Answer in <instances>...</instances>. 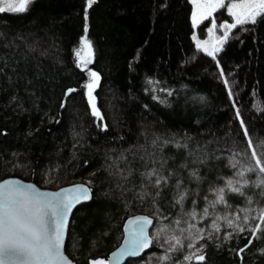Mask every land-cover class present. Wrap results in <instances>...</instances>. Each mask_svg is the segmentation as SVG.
Returning <instances> with one entry per match:
<instances>
[{
  "label": "trees",
  "instance_id": "16d2710c",
  "mask_svg": "<svg viewBox=\"0 0 264 264\" xmlns=\"http://www.w3.org/2000/svg\"><path fill=\"white\" fill-rule=\"evenodd\" d=\"M86 2L34 0L26 13H0V180L89 186L67 228L75 264L106 261L136 213L154 220L151 248L124 264H264V234L252 235L264 229V173L246 171L255 166L248 140L264 152V19L232 29L213 57L193 43L189 0ZM213 18L229 19L226 7ZM85 26L102 119L75 55ZM171 236L183 247L167 251ZM201 245L205 261L184 260Z\"/></svg>",
  "mask_w": 264,
  "mask_h": 264
},
{
  "label": "snow or ice",
  "instance_id": "6c2138e0",
  "mask_svg": "<svg viewBox=\"0 0 264 264\" xmlns=\"http://www.w3.org/2000/svg\"><path fill=\"white\" fill-rule=\"evenodd\" d=\"M34 0H0V13H26L30 10V5ZM96 3V0H87V6L90 8ZM196 5V9L192 13L193 24H198L202 20L213 16L218 9L227 8L228 14L234 18L233 23L225 22L220 27L225 28L223 38L219 41L223 44L227 39L229 31L236 28L238 25L255 24L258 20L264 19V0H231L226 5L225 0H192ZM87 19V13L85 15ZM216 27L213 20V26L209 29L211 32ZM87 26H85L84 35L81 37V48L77 49L75 55L78 63L86 65L91 62V57L94 56L93 42L88 39ZM197 48H204V51L209 56L215 57V54L221 49L213 47L209 51L203 44L197 41ZM84 52V55L81 53ZM92 81L86 85L88 89L89 101L92 105L93 114L100 116L96 109L94 97L92 92L98 83L99 76L96 72H91ZM68 93L74 92L75 89H68ZM237 115L239 112L237 111ZM243 124V121H241ZM106 127V126H105ZM245 135H248L245 128ZM264 144V142H262ZM248 145L252 149L251 155L255 161V166L247 168L246 171L256 173H264V152H258L257 147L253 146L251 139L248 140ZM235 167V165H233ZM149 176L155 175V172L148 173ZM239 175L243 176L241 172ZM160 179L155 183L160 184ZM245 184L248 181L244 182ZM257 186H264V179L259 180ZM228 189L234 193H242L240 187L233 186L231 180L227 184ZM66 193L71 195H65ZM90 189L83 185H76L71 189H61L59 192H37L31 186L23 185L17 181L5 180L0 182V264H71L68 258L62 252V242L64 229L67 223V216L71 212L75 203L81 200L90 199ZM183 196H181V200ZM218 203H225L224 189L217 190ZM246 211V210H242ZM204 214H208V210L204 209ZM192 215H195L193 213ZM240 217L237 216V219ZM249 217L244 216V221L247 222ZM259 219L264 223V209L261 210ZM152 220L148 217H136L129 221V234L131 239L129 241L134 251L147 248L152 243L145 233L144 226L150 225ZM179 223V221H177ZM233 221L229 220V226H233ZM136 225V227H131ZM213 228L219 231V226L213 222ZM195 227L194 225H190ZM238 232H244L245 229L236 225ZM258 233L264 234V229L258 224L253 230L252 235L257 239L261 238ZM159 235V233L157 234ZM231 233L225 237H231ZM197 239H203L202 236ZM169 240L174 241L167 251L179 250L177 246L183 247L182 241L177 236L169 237ZM252 241L250 240L249 243ZM189 248L195 247L194 244L189 243ZM248 247L245 245V248ZM203 245L197 248L196 251L184 257L185 261L193 259L203 262L206 259L204 254H201ZM244 249H240L243 252ZM170 257L165 254L161 257L162 261L169 260ZM90 264H105L103 259H96Z\"/></svg>",
  "mask_w": 264,
  "mask_h": 264
},
{
  "label": "water",
  "instance_id": "95a60500",
  "mask_svg": "<svg viewBox=\"0 0 264 264\" xmlns=\"http://www.w3.org/2000/svg\"><path fill=\"white\" fill-rule=\"evenodd\" d=\"M5 180H13V181H17L23 185L31 186L37 192L54 193V192H59L61 189H71L76 185H83L86 188L90 189L89 186L83 182H77V183L69 184L66 186L59 187L57 189H47V188H40L36 184H34L33 182L25 181V180H22V179L17 178V177H7V178L0 180V182H3ZM65 195H71V194L66 193ZM89 195H90V199L81 200L80 202L75 203L71 209V212L67 216V223H66V227L64 229V234H63L62 252L68 258V261L71 262V264H75V263L71 260V258H69V256L64 251V245H65V241H66L68 224H69L70 218H71L72 213L75 210V208H77L78 206H80L82 204L88 203L91 200V191H90ZM136 217H148L149 219L152 220V223L150 225L144 226L145 233L151 239L149 231H150L151 227L153 226V222H154L153 218L150 215L143 214V213H136V214L128 216L124 220L123 225H122V239H121L120 243L113 250H111L109 252L107 260H106V264H124L129 259H136V258L141 257L143 254L148 252L149 249L151 248V244H149V246L147 248H143L141 250L134 251L132 246L129 243V241L131 239V236H130L129 230H128L129 229V221L135 219ZM131 227H136V225H131ZM65 264H67V262H65Z\"/></svg>",
  "mask_w": 264,
  "mask_h": 264
},
{
  "label": "rangeland",
  "instance_id": "374dc122",
  "mask_svg": "<svg viewBox=\"0 0 264 264\" xmlns=\"http://www.w3.org/2000/svg\"><path fill=\"white\" fill-rule=\"evenodd\" d=\"M19 2V0H17V3ZM190 4H191V14H190V21H191V26H192V33H191V38L193 40V43L195 45V47H197V41H199L201 44L204 45V47H206L209 51H211L213 49V47H219L220 49L224 46V43L223 44H220L219 41L221 40V38H223V35H224V32L226 31L225 28H222L220 27L221 24L225 23V22H228V23H233L234 22V18L231 17L228 12L227 14L229 15V19H226V20H223L221 21L220 23H216V21L214 20L213 16L208 18V19H205V20H202L200 23L198 24H193V19H192V13L193 11L196 9V5L192 3V0H189ZM226 2V5L228 3L231 2V0H225ZM86 5H87V2H86ZM0 6H3V5H0ZM88 7V6H87ZM226 11H227V8H226ZM214 15V13H213ZM213 20L215 21V24H216V27L210 32L209 29L212 28L213 26ZM203 21H207V26H206V29H205V32H204V35H200L199 34V25L203 22ZM232 30V29H231ZM230 30V31H231ZM229 31V32H230ZM81 48V43L79 44V46L76 48L75 50V53L77 51V49ZM200 50H202L203 52L204 51V48H198ZM206 53V52H205ZM82 55H84V52L81 53ZM207 54V53H206ZM77 59V57H76ZM92 59L93 57H91V62H92ZM90 62V63H91ZM90 63H88L85 67V65H83L82 63H78V59H77V65L79 68L81 69H85L88 71V78H87V81L85 83V95H86V98L88 100V103H90L89 101V97H88V89L86 87V85L88 83H90L92 81V77H91V70H90ZM97 86V84H96ZM95 86V87H96ZM95 87L93 89V91L95 90ZM92 95L94 97V94L92 92ZM91 104V103H90ZM92 106V105H91ZM194 253V252H193ZM96 260V259H95ZM105 264H106V261H105Z\"/></svg>",
  "mask_w": 264,
  "mask_h": 264
}]
</instances>
